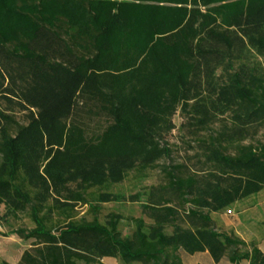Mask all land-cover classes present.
I'll list each match as a JSON object with an SVG mask.
<instances>
[{
  "label": "trees",
  "instance_id": "16d2710c",
  "mask_svg": "<svg viewBox=\"0 0 264 264\" xmlns=\"http://www.w3.org/2000/svg\"><path fill=\"white\" fill-rule=\"evenodd\" d=\"M79 98L111 115L96 142L64 132ZM178 110L192 153L130 195L123 233L103 205L170 156ZM263 130L264 0H0V209L32 224L11 230L31 240L17 264H264L212 218L264 188Z\"/></svg>",
  "mask_w": 264,
  "mask_h": 264
},
{
  "label": "rangeland",
  "instance_id": "374dc122",
  "mask_svg": "<svg viewBox=\"0 0 264 264\" xmlns=\"http://www.w3.org/2000/svg\"><path fill=\"white\" fill-rule=\"evenodd\" d=\"M87 107L83 106L82 99L79 98L75 105L74 113L70 119H66L64 132L66 133L69 123H75L81 126L86 140L96 142L95 137L101 136L112 123L111 115L101 109L94 112H87ZM15 120L24 124V114L14 112ZM174 128L164 136L163 141L171 148L170 156H163L156 161L155 166L148 168L142 174L136 171L128 173L126 178L119 184L112 187L113 191L124 194L127 199L120 202L105 203L103 212L99 215L101 220L105 219L108 212L115 211L122 214V231H129L132 222L128 219L130 216L140 215V206L137 202L130 201V195L142 192L152 185L164 184L165 174L163 167L173 166L184 162L187 154L192 150L188 149V138L183 135L180 128L182 116L178 110L172 117ZM63 132V133H64ZM264 132V130H263ZM65 136V135H64ZM264 138V133L260 135ZM94 139V140H91ZM190 143L189 145H192ZM144 200V197L141 198ZM3 207L0 209V264H17L22 252L29 247L31 240L20 239L11 230L18 227H31L32 224L24 215L18 217H3ZM212 218L215 228L223 238L230 239L229 234L234 233L246 243L254 242L262 252H264V188L257 194L247 197L233 204L230 208L220 213H213ZM240 248V247H239ZM182 258L186 264H231L226 258L219 262H214L207 252L189 255L182 252ZM78 264H83L79 262ZM102 264H114L111 259H104ZM240 264H254L243 259Z\"/></svg>",
  "mask_w": 264,
  "mask_h": 264
},
{
  "label": "crops",
  "instance_id": "0c3cea01",
  "mask_svg": "<svg viewBox=\"0 0 264 264\" xmlns=\"http://www.w3.org/2000/svg\"><path fill=\"white\" fill-rule=\"evenodd\" d=\"M104 259H111V261H114V264H118L117 260L115 258H111V257H105L102 259V261H104Z\"/></svg>",
  "mask_w": 264,
  "mask_h": 264
}]
</instances>
